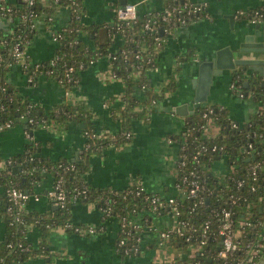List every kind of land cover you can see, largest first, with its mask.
I'll return each mask as SVG.
<instances>
[{"label":"trees","instance_id":"obj_1","mask_svg":"<svg viewBox=\"0 0 264 264\" xmlns=\"http://www.w3.org/2000/svg\"><path fill=\"white\" fill-rule=\"evenodd\" d=\"M160 2L162 6L176 5L181 7L183 3L191 5L188 0H160ZM64 3H66L64 0L58 2L46 0L45 3L37 2L33 6H28L23 0H15L14 2L0 0L1 5L9 6L15 10L11 16L13 18L12 29L10 31L0 30V101L6 106V109L0 112V120L11 119L14 122L12 128L20 126L19 121L15 120L25 111V105L30 104L27 100L18 97L12 86L5 80L10 67L16 65L12 54L13 44L16 41L31 38L34 33L33 17L22 16L34 13L35 17L38 18L41 16L46 18L53 17ZM155 11L152 13L153 16L157 13ZM255 12H259V14H255ZM240 16L245 19H261L264 21V5L262 4L250 11L242 12ZM148 17L146 14H141L135 23L127 27L125 25L119 26L116 19H113V24L95 25L86 24L81 16L75 18L74 14L69 15L64 32L62 31L63 38L59 41L54 52L56 58L52 77L56 79L62 74L64 64L81 62L87 67L91 61L95 62L101 58L109 59L114 56V59L110 61L112 71H114L117 78L122 80L124 87L121 106L116 109L120 114V131L112 139L99 140L89 123V114L83 107L78 105L63 103L48 113H39L40 110L36 106L32 108L30 114L35 118L45 117L64 125L72 121L83 123L89 146L83 149L78 161L67 163L63 160L52 161L46 158L38 149L39 143L37 142V145H27L21 155L13 156L16 158L32 157V161L24 162L21 165L23 170L31 171V173H22L18 170L13 172L12 169L0 172V209L7 225L5 236L0 242V257L4 259V262H0V264H21V262L39 252L47 254L48 248L44 238L49 229L45 224H50L51 227H54L68 220L73 222L70 209L77 201L93 203L98 209L103 222L111 217L118 222V227L121 218L125 217L126 220H129L138 216L139 213L152 208L150 202L145 200V197L158 194L144 189L141 190L139 195H136L135 192L140 188L136 182L118 191L109 188H92L85 180L86 173L89 171L91 157L101 152L109 144L122 145L127 143L132 137L135 123L147 121L154 105L164 99L167 93L174 92L177 88L174 77L158 91L153 89L148 82L146 69L151 63L156 66L157 59L164 49L167 39L175 30L174 26L165 25L170 35L161 34L166 41L160 46H156L153 38L154 34L143 30V24ZM157 35L159 36L158 33ZM137 53L139 55L136 58ZM148 59L151 60V63L146 64ZM138 66H140L141 73L136 76L134 71ZM232 83L234 84L232 91L236 95L241 92L244 99L250 95V100L259 105L257 112L252 114L247 121L239 122L234 120L229 117L228 112L224 108L215 104H205L188 116L182 132L166 137V139L171 138L174 140L172 146H175L178 156L180 147L184 146V150L181 153L185 155L183 159L186 160V165L180 170L179 175L193 169V166H195L197 177L201 179L207 191L204 195L206 201L203 207L194 211L193 200L186 197L178 199L181 202L179 208L180 216L182 219H186L192 228L189 231L191 240L186 241L185 236H183L171 237L164 241H169L174 246L189 245L193 243V226L199 227L208 219L211 220V233H214L212 236L210 234L207 239L205 246L207 256L196 255L195 259L178 258L174 264H193L195 260L201 264H244L254 245L264 241V183L260 172L257 179L253 180L246 168L249 163L253 162H260L264 166V87L257 85V88L255 86L252 89H246L239 79H233ZM208 108H212V113H208L203 117V113ZM209 119L213 120L219 127V132L213 137L207 135V122ZM231 121L237 123V128L230 126ZM127 134H129L128 137H126ZM249 142L254 145L257 152L255 160L251 161L245 160L241 149ZM209 144H217L222 149L215 155L201 151L197 155L196 160H194L193 154L200 150L202 146ZM177 149L179 152H177ZM219 156H224L223 160H226L229 165L234 167L233 170L225 173V177H222L224 174L219 175L215 172V165L219 162L215 161V158ZM59 165H72L74 168L65 170ZM45 172H51L53 179L62 176L64 187L67 190L66 205L64 208H48L43 213H34L26 210L23 213V217L28 223L36 224L35 227L41 230L43 240L37 247L29 243L32 249L31 252L20 251L15 245L22 238V234L19 232L22 226L9 224V215L5 212L7 202L1 190L12 182L19 189L32 192L34 190V185L31 183L32 180L41 179ZM236 178L244 180V184L240 188H236L234 185ZM252 185L255 187L254 191L251 190ZM83 186L87 190L86 194L74 198V188ZM231 195L238 197L233 204L230 203L229 199ZM222 207L229 209L232 213L236 239L240 242V247L228 258L216 259L214 254L217 252V242L220 239V235L216 234V232L220 222L212 216V210H220ZM156 212H160V210L156 209ZM167 212V210L163 209L160 214H166ZM36 220L37 222H35ZM143 220H145V223L141 227L134 228L127 223L124 228V234L121 230L118 231L115 246H117L119 239L122 237L125 238V243L122 247H117V253L124 255L122 251L125 249L133 254V250L137 249L138 252L135 256H140L145 251L143 250L142 231L146 228L145 226L151 225V217L147 214ZM239 220H246L249 224L239 228L237 226ZM99 225L95 226L98 227ZM137 238H140V241ZM9 243L13 244L12 248H8L7 245ZM153 245L154 248L155 246L158 247L156 239ZM149 249H153V246L148 247Z\"/></svg>","mask_w":264,"mask_h":264},{"label":"crops","instance_id":"obj_2","mask_svg":"<svg viewBox=\"0 0 264 264\" xmlns=\"http://www.w3.org/2000/svg\"><path fill=\"white\" fill-rule=\"evenodd\" d=\"M119 1L81 0L83 21L95 25L111 23L114 19L113 9L120 4ZM189 1L195 6L202 5L204 9L196 13L190 23L174 30L167 39L155 68L148 72V82L153 89L160 90L172 77L176 80L177 88L154 105L147 121L135 123L132 137L127 143L109 144L91 157L85 180L92 188L120 191L136 182L148 191L163 197L175 194L173 183L176 149L175 146L166 143V137L182 132L188 116L197 109L191 102L195 93L192 79L197 76L196 65L179 63L178 58L183 51L192 50L196 54L211 51L221 35L230 31L227 15L233 17L231 25L235 27L249 23L252 19L241 17V13L258 7L263 0ZM161 5L160 0L146 1L140 12H150ZM68 19L69 11L60 8L53 16L51 24L43 16L35 20L34 33L26 48L29 62L44 63L53 56L57 48L53 31L63 29ZM111 70L112 66L107 58L98 59L80 70L77 74V84L68 98L63 94V87L51 77L39 76L33 82H28L26 73L18 65L10 67L5 80L18 97L36 106L40 110L39 113H48L63 103L83 107L89 114L88 120L96 136L112 139L119 133L121 127L120 114L116 109L121 106L124 87L121 79L111 75ZM262 79L264 75L257 78L255 84L250 82L249 87L259 85ZM232 81L229 78L225 82L213 81L207 100L201 106L218 105L228 112L230 118L245 122L257 112L259 105L250 100V95L245 99L239 98L232 91ZM184 104L187 105L186 108L181 107ZM84 127L83 123L73 121L66 125L52 121L45 128L34 131L39 143L38 149L52 161L76 162L80 159L86 143ZM209 132L207 135L211 137L217 134ZM25 146L20 126L0 132L1 157L21 155L25 151ZM52 184L53 175L46 172L34 189V193H39L41 197L38 201L30 199L26 204L27 210L34 213L48 210L44 195L51 189ZM70 215L77 224L86 226L103 223L104 228L93 235L73 234L60 228L49 230L44 238L48 253L39 252L21 264H151L155 254L153 245L155 233L152 231L146 228L142 231L145 251L140 256L129 257L117 253L115 249L118 222L114 218H108L103 222L93 203L75 202L71 206ZM146 215L139 214L131 220L140 224ZM150 217L151 224L156 229H163L171 223L169 215ZM6 231L7 225L0 209V242ZM27 240L37 247L43 240L41 230L35 226L28 227ZM150 246H153V249L148 250Z\"/></svg>","mask_w":264,"mask_h":264},{"label":"built area","instance_id":"obj_3","mask_svg":"<svg viewBox=\"0 0 264 264\" xmlns=\"http://www.w3.org/2000/svg\"><path fill=\"white\" fill-rule=\"evenodd\" d=\"M28 6H33L37 2H43L45 3L46 0H23ZM60 0H55V2H58ZM66 3H64L61 8H65L69 11V15H75V18H81L83 19V9H82V3L81 0H64ZM149 0H133L130 2H127L126 4H119L118 6L114 7L113 13H114V19L117 20L119 26L125 25V26H131L133 23H135L139 16L141 14H146L149 17L145 20L143 24V30L149 31L154 34L153 38L155 41L156 46H160L163 42L166 41L165 38L162 37L161 34L170 35L169 31L165 28V25H169L170 27L174 26L175 29L181 26H185L188 23H190L193 20V16H196V13L204 9L202 5H194L190 2V6L187 3H183L181 7L176 5H167V6H160V8H157L150 12H140L139 7L143 6V4ZM264 5V0L262 1L261 5ZM11 7L4 6L0 4V22L3 23V27L0 28V30L3 31H10L13 27V18H11L13 12ZM144 11V10H143ZM157 12L156 15H152L153 12ZM255 14H259V12H255ZM7 17L11 18L12 21L8 22ZM22 17H33V26L35 29V20L38 17H35L34 13H29L26 15H23ZM45 20L49 21L48 23L51 24L53 21V17L46 18L43 16ZM191 20V21H190ZM253 22H259L262 21L261 19H252ZM107 24H113V21L111 23ZM64 29L53 31V39L57 42V45L60 40L63 38V32ZM63 31V32H62ZM159 34V36L157 35ZM32 38V37H31ZM31 38L24 39L23 41L19 40L16 41L13 44L12 47V54L13 59L16 65L20 66L24 72L27 75L28 82H33L37 77L44 76V77H52L54 74V66H55V53L53 56L46 62H29L26 57V48L29 45ZM116 42V40H115ZM138 53L136 54V58L138 57ZM114 59V56L109 58L108 60L111 61ZM93 61L89 62V65L92 64ZM151 63V60L148 59L146 61V64ZM85 65L81 62H73L68 65H63V72L58 78H53L55 82H57L59 85L63 87V94L65 98L69 97L72 90L74 89L75 85L77 84V73L84 69ZM155 65L152 63L149 65V67L146 69L147 73L154 69ZM140 66L137 67V69L134 71L135 75L138 76L141 72ZM76 75V76H75ZM111 75L114 78H117L114 71L111 70ZM6 79V77H5ZM231 88L234 89V84L232 83ZM237 96L239 98L243 97V94L241 92L237 93ZM11 100V99H10ZM34 107L33 104H26L25 105V111L19 115V118L15 121H19V125L22 129V134L25 139L26 146L27 145H37V140L34 136V131L36 129H43L46 126H48L53 120L40 117L35 118L31 116L30 111ZM6 109V106L3 102L0 101V112L4 111ZM208 113H212V108H208L205 113H203V117H205ZM23 118H26V122H21ZM14 125V122L11 119L1 121L0 120V132L6 131L12 128ZM230 126L232 128H237V123L234 121L230 122ZM85 137L86 132H84ZM129 134L126 135L128 137ZM99 140H102L101 137H97ZM174 140L171 138L166 139V143L169 145H173ZM25 146V149H26ZM89 144L87 143V137H86V143L84 145V148H87ZM83 148V149H84ZM222 149L221 146H218L217 144H209L206 146H202L200 150L196 151L195 154H193V159L196 160L197 155L202 152H210L214 155L219 153ZM242 153L245 158V160L249 159L248 161L255 160L256 157V149L254 145L249 142L246 145H244L242 148ZM184 150V146L180 147V154L179 156L176 153V158L174 162L175 166V178L173 183V188L175 190V194L172 196L163 197L160 195H150L146 196L145 200H148L150 202V205L152 208L150 210H147L145 212L139 213V214H148L150 216H161L164 214H160L164 210H167L168 212L165 215H169L171 219L170 225L163 229H156L153 227V225L145 226L147 230L152 231L155 233V239L157 242V245L159 248H161L164 244V240H167L171 237H183L185 236L186 241L191 240V235L189 234V231L192 229L191 226L188 224L186 219H182L180 216L179 208L181 206V202L178 200L179 198H188L193 200V211L195 209H198L200 207H203V204L205 203L206 199L204 197L205 192L207 191V188L202 184L201 179L197 177V170L196 167L193 166V169L188 170L187 172H183L179 175L180 170L186 165V160L183 159L185 157L184 154L181 152ZM177 152L179 150L177 149ZM1 156V155H0ZM254 156L252 159L251 157ZM224 157V156H223ZM223 157L219 156L218 158H215V161H219L215 166V172L217 174H224L222 177H225V173H227L229 170H233V165H229V163L226 162V160H223ZM32 157H22V158H16L13 156L8 157H1L0 161L4 163V168L0 169V172L5 171L7 169H12L13 167H17V170L22 173H28L29 171L23 170L21 165L24 162H30L32 161ZM59 167L69 170L73 169L74 166L69 165H59ZM247 171H249V176H252V179H257V176L260 172L262 175V182L264 183V166L261 165L260 162H253L249 163L247 166ZM262 169V170H260ZM31 173V171L29 172ZM46 173V172H45ZM44 173V174H45ZM179 175V176H178ZM179 180V181H178ZM40 179L36 178L32 180V184L34 185V189L36 185L39 183ZM244 184V180L242 179H235L234 185L236 188H240ZM140 186V185H139ZM145 188L143 186H140V188L135 192L136 195H139L141 193V190H144ZM251 190L254 191L255 187L254 185L251 186ZM75 191V197L77 198L80 195H85L87 190L85 186L81 188H74ZM1 193L6 198V207L5 212L9 215V224L10 225H17L22 226V229H20V233L22 234V238H20L16 242V248H18L20 251L24 252H31V246L29 242L27 243V230L30 226H35L34 223H28L26 219L23 217V213L26 212V204L27 202L32 199L34 201H38L41 197L39 193H34V190L32 192L25 191L22 189H19L16 184L10 182L7 184L5 188L1 190ZM47 203L48 208H64L66 205L67 200V190L64 187V181L62 176H58L56 179H53V184L50 190H48L44 195ZM230 203H235L238 199V197H235L234 195H231L229 197ZM156 209H159L160 212H156ZM212 216L220 222L218 233L220 235V239L217 242V252L214 254L216 255V259H226L228 256L234 254L240 247V242L236 239V230L234 229V219L232 218V213L229 209L222 207L220 210H212ZM111 218V217H110ZM147 220V219H145ZM145 220L142 219V223H133L131 218L129 220H126L125 217L121 218V222L119 225V230L122 231L124 234V228L128 224L132 225L134 228L141 227L142 224L145 223ZM37 222V220L35 221ZM249 223L246 220H239L237 223V226L239 228L245 227ZM99 225V224H98ZM45 226L49 230H53L55 228H60L65 232H70L73 234H87V235H93L99 231H102L104 228L103 223H101L98 227L95 225H81L77 224L75 222H72L71 220L65 221L63 224L56 225L54 227H51L50 224H45ZM214 235V233H211V220L204 221L199 227L193 226V243H190L189 245H194L196 247H200V250H197L195 253H188L185 255L183 259H189L193 258L195 259L196 255L200 256H207V250H205V246L207 244V239L209 235ZM140 238H137L138 241ZM143 241V240H142ZM125 243V238L122 237L119 239L117 246H115V249L117 250V247H122ZM8 248H12L13 244L9 243ZM125 256L133 257L137 254L138 250L134 249L133 254L129 253L128 250L122 251ZM264 257V241H260L256 243L251 249V253L248 255L246 261L244 264H256L260 258ZM0 262H4L3 257H0ZM193 264H201L199 261L195 260L193 261Z\"/></svg>","mask_w":264,"mask_h":264},{"label":"water","instance_id":"obj_4","mask_svg":"<svg viewBox=\"0 0 264 264\" xmlns=\"http://www.w3.org/2000/svg\"><path fill=\"white\" fill-rule=\"evenodd\" d=\"M127 2L130 0L119 1L121 5ZM139 9L141 10V7ZM227 18L231 28L228 33L221 35L218 39V46L201 54L193 53L192 50L183 51L178 58L179 63L196 65L197 76L192 79L195 93L191 100L194 108H199L206 102L213 81L225 82L227 78L239 79L244 88L252 89L249 87L250 82L255 84L257 78H262L264 75V23L251 21L235 27L231 25L233 17L227 15ZM11 21L12 19L9 18L8 22ZM3 26L0 22V28ZM259 86L264 87V79L260 81ZM181 107L186 108L187 105L184 104ZM21 122H26V118H23ZM251 158L253 159L254 156ZM12 171L16 172L17 167H13ZM256 264H264V257L260 258Z\"/></svg>","mask_w":264,"mask_h":264},{"label":"rangeland","instance_id":"obj_5","mask_svg":"<svg viewBox=\"0 0 264 264\" xmlns=\"http://www.w3.org/2000/svg\"><path fill=\"white\" fill-rule=\"evenodd\" d=\"M207 128L208 132H219V127L211 119L207 122ZM3 168L4 163L0 161V169ZM154 249L155 254L152 257L151 264H174L178 258H184L188 253H195L197 250H200V247L194 245L174 246L169 241H164V245L161 248L155 246Z\"/></svg>","mask_w":264,"mask_h":264}]
</instances>
